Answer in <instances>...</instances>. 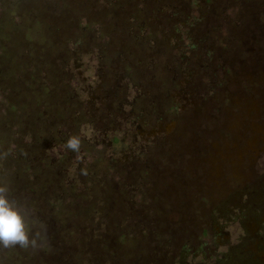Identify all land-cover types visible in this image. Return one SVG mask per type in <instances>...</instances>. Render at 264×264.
I'll return each instance as SVG.
<instances>
[{"label": "rangeland", "instance_id": "1", "mask_svg": "<svg viewBox=\"0 0 264 264\" xmlns=\"http://www.w3.org/2000/svg\"><path fill=\"white\" fill-rule=\"evenodd\" d=\"M76 3L84 4L79 12ZM110 6L119 15L117 54L103 52L110 40L102 13ZM0 21L3 29L29 28L0 34V63L4 55L18 64L24 87L46 88V101L35 96L51 122L35 125L30 137L10 113L25 106L27 93L15 92V102L2 89L0 188L9 191L16 180L22 186L8 197L28 213L35 245L0 246V264H140L147 246L159 258L142 264H264V137L256 131L264 125V0H0ZM213 80L222 89L203 94ZM225 95L236 98L225 103ZM249 145L246 157L223 166V181H203L202 166L189 171L195 160L187 149L206 156ZM158 168L182 172L169 204L143 202L158 195ZM58 186L83 189V208L56 212L44 190ZM153 212L161 225L142 228L137 219ZM108 239L111 249L142 251L125 261Z\"/></svg>", "mask_w": 264, "mask_h": 264}, {"label": "trees", "instance_id": "2", "mask_svg": "<svg viewBox=\"0 0 264 264\" xmlns=\"http://www.w3.org/2000/svg\"><path fill=\"white\" fill-rule=\"evenodd\" d=\"M110 1H112V0H110ZM74 2H76V1H74ZM238 2L239 1H237V2H232L233 4H238ZM84 3V2H83ZM20 4V3H19ZM74 6V5H73ZM76 6H79V8H75L76 10H77V12H79V11H81L83 8H84V4H82V3H76ZM236 8H237V6H235ZM33 8V7H32ZM67 8V7H66ZM33 11H34V9H32ZM241 11V10H240ZM237 12H238V8H237ZM214 16H216V15H213L212 16V19L213 18H215ZM3 22V21H2ZM1 21H0V34H2V32L5 30V29H7L6 27H8L9 26V28H10V30L11 31H19V32H24L22 35H24L25 33H27V31H28V29L29 28H27V26H25V24H23V25H20V26H18V27H15V25L13 24V26L12 25H10L11 23H4L3 25L5 26L4 27V29H3V26H2V28H1V23H2ZM62 22V21H61ZM8 30V29H7ZM119 39L121 40V34H120V36H119ZM5 50H6V48H5ZM14 55V54H13ZM16 57L17 58H19V56L18 55H16ZM3 58H4V60H5V62L6 63H3V64H1L0 63V67L2 68V69H0V93H3V91H2V89L3 90H5V93L7 94V93H9V94H11L10 95V97H8L7 95H3V97H8L9 99H14L15 100V102L17 101V98L15 97V92H17V95L21 92V91H23V96H24V94H26V99H28V101H27V103L25 104V106H23V107H21V108H19V107H17V106H15V107H13V108H11V116L12 115H14V116H17V118H19V120L20 119H22V121L20 122V123H22V125L24 126V129H26V130H28L29 131V136L31 137L32 135L34 136H36L37 137V129L35 130V125H38V124H40V125H42V124H44L43 126H51V122L49 121V120H47V123L48 124H46L44 121H45V114H43V113H45V112H47V111H45V110H43V108H41L40 107V104H38L40 101H39V99H38V97L37 96H39V95H45L46 94V88H44V89H41L40 90V92H45V94H42V93H40V94H37L36 93V89H37V87H40L42 84L40 83V82H37L36 84H33L32 83V85H28V87H24L23 85H24V83L26 82L25 80H24V75H23V73H22V71H21V69H20V67H18V64H16V65H14V66H10V64L8 63V59L3 55ZM9 65V67H7V69L9 68V70H8V72H5L4 70L6 69L5 68V66H8ZM11 67V68H10ZM11 69V70H10ZM21 76V78H22V80L20 81L19 80V77ZM27 77V76H26ZM30 82H34L33 80H32V78H30ZM26 84H28V83H26ZM6 89H9L10 91H6ZM48 91H49V93H52V92H54V88H53V86H52V88H50V87H48ZM35 95H37V96H35ZM24 99V98H23ZM46 99H48V98H46L45 97V101H46ZM19 100V99H18ZM44 105H46V104H44ZM2 109V108H1ZM9 115V114H8ZM10 116V115H9ZM81 117H83V116H81L80 114H78V118H76L77 120H78V123H80V119H81ZM27 118V119H26ZM84 118V117H83ZM26 119V120H25ZM25 120V121H24ZM75 120V119H74ZM82 120V119H81ZM76 121V120H75ZM57 127H58V125L55 127V131H56V129H57ZM24 133H26V132H24ZM56 134V133H55ZM56 138L55 139H57L58 140V138H57V135L55 136ZM31 141H33V140H31ZM59 142V141H58ZM117 142V139L115 140V143ZM40 145V144H39ZM44 146V145H43ZM82 175V173L80 172V180H81V178L83 179V177L81 176ZM56 186H57V184H56ZM114 185L113 184H111V187H109V186H107V187H102V189H100L101 190V194H102V192H103V189H105V188H111V189H114L115 187H113ZM10 187V189H9V191L7 192V195L8 196H10V194H18L19 193V190H20V188H22V186H19V182H18V180H16V183L13 185V186H9ZM65 189V190H64ZM64 189H61V186H58V187H55V188H53V190H54V193L52 192V191H50L49 189H46V190H44V193H45V199L47 198L48 199V197H49V199H50V201H54V208L56 209V212H59L61 215H63V214H67L66 213V209H67V206L69 205H76V203L78 204V206H79V208L81 209V206H82V208H83V204L80 202V199H81V196H80V194L82 193V190H78L79 192H77V190H73V188H68L67 186L66 187H64ZM116 190H119L120 188H115ZM25 190V189H24ZM23 190V191H24ZM34 191H35V193L37 192H39V188L38 187H36L35 189H33ZM86 191V189L83 191V192H85ZM27 192V191H26ZM29 192V191H28ZM88 192H89V189H88V191H87V194H86V196H88ZM16 197V196H15ZM14 196L13 197H11V199H14L15 198ZM78 197H80V198H78ZM17 198H18V196H17ZM19 199V198H18ZM96 199H97V202H99V197L98 196H96ZM149 200V199H148ZM16 201H18V200H16ZM91 202L92 203H95L92 199H91ZM158 204V203H157ZM159 205V204H158ZM92 207V206H91ZM94 208V207H93ZM94 209H96V208H94ZM84 211V210H83ZM83 211H81V213L80 214H82L83 213ZM132 213V212H131ZM144 214V213H143ZM154 215H157L156 213H154L153 212V215H151V214H148V213H145L144 214V216H141L139 219H137V221L141 224V226H142V228H144V225L146 224V225H148V228L150 229L151 227H153V226H160L161 225V223L159 222L158 224H154L153 222H152V220L154 219L153 218V216ZM48 221L46 220V221H44V224L46 223V224H48L47 223ZM45 224V226H46V228H48V226ZM154 224V225H153ZM131 234H129V236H130ZM126 237L127 236H125V234L123 233L122 234V239H126ZM134 238V239H136V238H138V239H142L143 241H145L144 242V245L146 244H150V242L148 241V238H146L145 237V234H140V235H138V234H132L131 235V237L130 238ZM108 242H109V245H107V247L109 248V249H111V246H112V243H111V240H109L108 239ZM138 249V248H137ZM132 249V251L130 250V249H127V250H125V251H120V249L119 250H117L116 249V247L114 248V249H111V250H113L114 252H117L118 253V257L119 258H122V259H125V261H129L128 259L130 258V256H131V254L132 253H140V251H142V250H140V249ZM131 251V252H130ZM151 253V249H150V246H147L146 248H144L143 249V251H142V256L144 255V257H143V259L141 260V263L140 264H142V262H143V260L145 259V258H148V262L147 263H150V260H149V257L150 256H152L153 257V259H157V258H159V256L157 255V253L155 252L154 254H152Z\"/></svg>", "mask_w": 264, "mask_h": 264}, {"label": "flooded vegetation", "instance_id": "3", "mask_svg": "<svg viewBox=\"0 0 264 264\" xmlns=\"http://www.w3.org/2000/svg\"><path fill=\"white\" fill-rule=\"evenodd\" d=\"M112 1H115V0H112ZM122 1H124V0H122ZM126 1L131 2L133 0H126ZM103 12L104 13L106 12V13L105 14L102 13V15H104V16L109 15V17H108V21L105 23L106 26H107V29L103 30L102 32H105V34L108 36V40H110L109 43H107V44L104 45L103 52L110 51V53L117 54L118 50H120V48H121V41L119 39L120 30L118 29V23H119V17L118 16L119 15L116 14L114 8L111 7V6L106 11H103ZM94 18H97V19L100 18L101 19L102 17L98 13V14H94ZM116 19H117L118 23L115 22ZM106 55H108V53ZM225 64L229 66L230 65V62L225 61ZM199 79H201V78L199 77ZM207 84H205L206 87L205 86L204 87L201 86V88L204 91L203 94H205V90L208 91V90H211V89L212 90L213 89H218L219 87H220V90L222 89V86L219 85V83L215 82V80L210 81V82H207ZM190 85H191L190 90L193 91L192 90V82L190 83ZM196 86L199 88V85H196ZM52 93H50V94H52ZM41 96H43V95H40V97ZM44 96L46 97L47 95L45 94ZM45 97H42V98L45 99ZM237 97L238 98H242L244 100L247 99V97H244V96H237ZM225 98H226L225 99V103H226V102H228V98L230 99V102H231L232 101V98H236V97L235 96H232V95L231 96L225 95ZM263 104H264V102H263ZM88 106H87V108H88ZM102 109L106 110V108H104V106L102 107ZM240 110L241 109H239L237 111L239 112ZM153 117H155V118H157V120H159L160 119V114L157 112V113H155V115ZM181 123L179 124V126H183V124H181ZM181 128L186 131V129L184 127H181ZM233 130H235V129H233ZM227 131L231 133L232 132V128L231 127H227ZM256 131H258V133H259L260 136L264 137V125H261V127H259L258 130H256ZM216 134H217V132H216ZM216 134H213L212 136L213 137H216ZM199 135L200 134H198V136ZM199 140L200 139H198V141H197L198 142V145L199 146H201V145L203 146L204 145V142L199 141ZM239 141L242 142L241 138H239ZM213 144L214 145L211 146V148L212 147H214L215 149L216 148H219V147H216L217 143H213ZM257 145H263V143L257 142L255 144V146H257ZM250 147H252V145H249V146H246V147H240V148L238 146H233V148H232V146H230V147H226L221 152H217L215 154L214 153H211V152H206V154L208 156L207 155L206 156H202V155L200 156V155H198L199 152H197L194 148L192 149L193 152H191V151H189L187 149L188 154L193 157V160H195V165H196V166L195 165H191V164H193V162L192 161H189L188 162L189 171H190V168H192V170L194 169L197 172V169L200 166H202L204 172L200 176V178H203V181H205L207 183L210 182V185L213 182L217 181V178L219 180H222L223 181V177H224V174H225V172L223 171V166L224 165L226 166V164L228 162H230L232 160V158L235 157V156H237V158H240V159H243V157H246V155L248 153V150L247 149H249ZM234 149L236 150L235 152L232 151ZM146 162H149V163H145V165L146 164H151L153 161H149L147 159ZM163 162L164 161L162 159H161V161L158 160L159 165L162 164ZM227 165H229V164H227ZM159 168L156 169V174L159 175V176H161L162 179H158V180H156L153 183V185H156L157 186V189H154V190H155V193L158 194V195H157V197H154L152 199L150 197V200H148L146 198H143V202H145L147 200L148 202H154L156 204L157 203L158 204H162V203L169 204V202L176 200L175 197H176V195L179 194V192H178L179 189H180L179 179H180V175H181L182 172L180 173L179 170H171V169H168V168L165 169V170L159 171L160 170ZM132 172L134 173L135 176L139 177V175H138V173L136 171V166H134ZM191 173H193V171H191ZM164 174H167V176H166L167 178H165V175ZM209 193L210 192H208V194ZM194 194H195V192H194Z\"/></svg>", "mask_w": 264, "mask_h": 264}, {"label": "clouds", "instance_id": "4", "mask_svg": "<svg viewBox=\"0 0 264 264\" xmlns=\"http://www.w3.org/2000/svg\"><path fill=\"white\" fill-rule=\"evenodd\" d=\"M68 147L76 149L78 142L71 140ZM7 191L6 188H0V246H34L35 240L30 239L29 215L8 197Z\"/></svg>", "mask_w": 264, "mask_h": 264}]
</instances>
